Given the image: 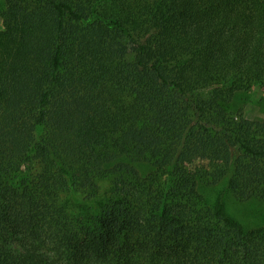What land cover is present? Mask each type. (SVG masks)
I'll use <instances>...</instances> for the list:
<instances>
[{
  "label": "trees",
  "instance_id": "obj_1",
  "mask_svg": "<svg viewBox=\"0 0 264 264\" xmlns=\"http://www.w3.org/2000/svg\"><path fill=\"white\" fill-rule=\"evenodd\" d=\"M257 89L264 0H3L0 264H264Z\"/></svg>",
  "mask_w": 264,
  "mask_h": 264
},
{
  "label": "rangeland",
  "instance_id": "obj_2",
  "mask_svg": "<svg viewBox=\"0 0 264 264\" xmlns=\"http://www.w3.org/2000/svg\"><path fill=\"white\" fill-rule=\"evenodd\" d=\"M2 1L3 0H0V7ZM263 95V90L257 89L254 94V101L251 100L250 105L244 111L246 116L251 118L264 117V102L261 101ZM216 196L220 201L224 202L227 211L245 226L264 227V202H238L226 190V185L224 183L210 192V197L212 199Z\"/></svg>",
  "mask_w": 264,
  "mask_h": 264
}]
</instances>
